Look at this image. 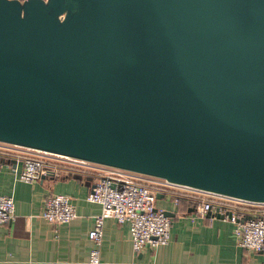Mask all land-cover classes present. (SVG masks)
I'll use <instances>...</instances> for the list:
<instances>
[{"label":"water","instance_id":"water-1","mask_svg":"<svg viewBox=\"0 0 264 264\" xmlns=\"http://www.w3.org/2000/svg\"><path fill=\"white\" fill-rule=\"evenodd\" d=\"M0 141L264 203V0H0Z\"/></svg>","mask_w":264,"mask_h":264},{"label":"crops","instance_id":"crops-1","mask_svg":"<svg viewBox=\"0 0 264 264\" xmlns=\"http://www.w3.org/2000/svg\"><path fill=\"white\" fill-rule=\"evenodd\" d=\"M13 166L18 171L22 168L20 162L0 157V194L13 196L16 213L14 221L0 224V264H93L89 262L93 245L89 232L101 205L87 197L97 179L95 173L61 166L58 172L27 182L19 179ZM178 188L183 187L157 194V205L172 219L169 243L156 249L146 246L137 253L129 223L109 217L99 264H264L263 253L238 244L232 221L214 210L198 213L201 194ZM55 193L70 195L78 214L72 221L56 225L42 217L46 199ZM238 208L247 215L256 212L246 203H239Z\"/></svg>","mask_w":264,"mask_h":264},{"label":"built area","instance_id":"built-area-1","mask_svg":"<svg viewBox=\"0 0 264 264\" xmlns=\"http://www.w3.org/2000/svg\"><path fill=\"white\" fill-rule=\"evenodd\" d=\"M0 157L20 162L21 170L18 171L17 166H13V170L17 172L19 179L27 182L39 180L49 172H58L61 166L95 173L97 179L87 198L99 203L101 211L95 216L94 226L89 232L93 244L89 253L90 263L101 262L104 223L109 217L117 219L119 223H129L132 247L137 253L146 246L156 249L169 243L172 219L164 208L157 205V194L179 185L123 168L2 141ZM181 187L201 194L197 199L198 213L204 215L208 211H217L234 223L233 233L240 246L264 255V208H255V213L247 215V212L238 208V204L249 205L250 201ZM159 188L163 190H158ZM174 199L178 202L179 196H174ZM41 215L56 225L68 223L78 216L70 195L63 193L50 195L44 203ZM15 218L13 196L0 194V224L10 223Z\"/></svg>","mask_w":264,"mask_h":264},{"label":"rangeland","instance_id":"rangeland-1","mask_svg":"<svg viewBox=\"0 0 264 264\" xmlns=\"http://www.w3.org/2000/svg\"><path fill=\"white\" fill-rule=\"evenodd\" d=\"M176 187H179V186H176ZM178 189H184V190H189V189H185V188H178ZM205 195H211V194H205ZM206 197H209V196H206ZM251 204H249V205H251V206H253L254 208H264V204H262V203H253V202H250Z\"/></svg>","mask_w":264,"mask_h":264},{"label":"trees","instance_id":"trees-1","mask_svg":"<svg viewBox=\"0 0 264 264\" xmlns=\"http://www.w3.org/2000/svg\"><path fill=\"white\" fill-rule=\"evenodd\" d=\"M158 190H163L162 188H159ZM185 195H189V194H187V193H184Z\"/></svg>","mask_w":264,"mask_h":264}]
</instances>
